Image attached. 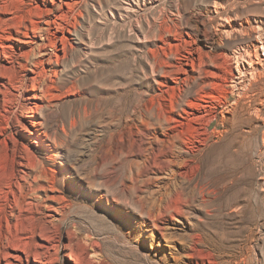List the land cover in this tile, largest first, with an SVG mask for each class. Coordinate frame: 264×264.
Segmentation results:
<instances>
[{
    "label": "rangeland",
    "instance_id": "rangeland-1",
    "mask_svg": "<svg viewBox=\"0 0 264 264\" xmlns=\"http://www.w3.org/2000/svg\"><path fill=\"white\" fill-rule=\"evenodd\" d=\"M126 1L86 0L81 8L84 13L78 33L80 39L74 41L73 48L68 51L62 74L49 82L53 85L55 97L39 100L38 104L27 100L25 95L15 98L9 106V112L12 111L9 125L4 121V136H15L22 145L18 151V164L22 153L44 158L48 150L51 155L55 141L60 151L58 156L53 154V157L58 163L67 158L70 172L63 174L60 185L70 206L65 220L60 223V238L57 237L55 241L58 245L56 249L59 248L62 257V261L57 264H161L160 258L151 251V241L141 244L138 237L129 231L127 227L130 221H127L128 218L122 219L127 214L117 212L116 209L109 210L107 204L99 198L98 189L103 187L100 183L102 176L114 173L110 171L111 166L100 164L93 189L88 188L84 178L79 175L95 166L97 154L102 161L107 151H113L114 154L116 149L122 150V147L128 150L129 129H125V121L120 118L121 104L127 107V113H131L132 107L143 94L147 100H158V92L169 87L168 98L176 99L180 94L176 82L178 80L183 91L181 100L196 97L204 85L209 86L212 82L224 85L221 86L222 91L221 88L218 91L220 100L231 103L241 98L245 101L244 110L236 112V118L227 123L230 128L228 135L233 142L228 138L230 143L226 142V154L222 157L217 153L207 155L208 160L202 173L212 179V201L199 213L201 221L197 231L206 236L204 243L207 242V247L215 251L220 264H264V77L252 83L239 97L237 91L228 90L226 83L231 82V64L222 57L211 65L205 55L208 63L203 65V77L192 80L184 71L191 66L181 62L185 54L198 56L201 52L206 54L209 49L245 51L243 49L246 45L254 41L253 33L234 32L224 38L223 46H208L203 38L202 20H213L214 29L218 30L216 21L220 15H237L240 18L259 15L264 13V0H219L224 7L218 13H207V8L213 6L215 0H155V3L145 7L137 6V10L124 7ZM138 31H150L148 34L156 35V38L140 42ZM158 49L166 57L169 56L171 62L183 65L180 71L174 70L175 74L171 76L174 79L170 75L157 76L164 83L161 89L148 75L150 68L145 58L148 54L154 55ZM9 74L0 73V87L3 91H16L8 81ZM15 102L18 103V109ZM26 102L28 105H25ZM1 104L0 108L4 109V104ZM255 106L256 112H250ZM113 109L115 112H112ZM221 110L220 107L218 111ZM203 113L196 111L195 115ZM75 120L77 122L72 126ZM218 121L213 120L209 132L223 128ZM127 164L122 163L115 170L118 176L116 187L125 178ZM38 194L44 196V193ZM25 200L27 202L23 200L19 209V213H22L18 222L21 237L30 243H48L39 233H31L35 218L40 216L46 219L45 215L49 212L45 198L27 197ZM5 205L8 206L7 203ZM7 208L10 211L9 206ZM12 220L13 223L17 221L16 218ZM69 230L75 233L79 241L75 245L74 258L66 254L70 250L64 246L69 242ZM9 251L18 252L13 248ZM31 260L25 264L37 263L34 257Z\"/></svg>",
    "mask_w": 264,
    "mask_h": 264
},
{
    "label": "bare ground",
    "instance_id": "bare-ground-1",
    "mask_svg": "<svg viewBox=\"0 0 264 264\" xmlns=\"http://www.w3.org/2000/svg\"><path fill=\"white\" fill-rule=\"evenodd\" d=\"M85 1L0 0V73L9 72L8 81L16 89L3 91L0 87V103L5 106L4 109L0 108V264L30 263L32 257L36 264H57L62 261L55 241L61 230L60 223L65 220L70 206L60 185L63 174L70 172L67 158L59 160L58 163L53 157V154L58 156L60 151L55 141L51 155L48 150L45 151L44 158L30 157L22 153L18 164V151L22 145L15 136L6 138L3 127L4 121L9 125L12 118L9 106L15 98L25 95L27 100L38 104L39 100L55 97L53 85L49 82L62 74L68 51L73 48L74 41L80 39L78 33L84 13L81 8ZM152 3H155V0H127L124 7L137 10V6L145 7ZM223 7L221 1L215 0L214 5L207 8V13L221 12ZM216 22L218 30L214 29L213 20H202L203 38L208 46H223L224 38L230 37L234 32L253 33L254 41L246 45L243 49L245 51L209 49L206 54L201 52L198 56L185 54V61L181 62H187L191 66L184 71L192 80L203 77V65L208 63L205 61V55L211 65L222 57L231 64V82L226 83L228 90L237 91L241 97L252 83L264 77V13L245 18L220 15ZM148 33L138 31V41L145 43L151 38H156V35L151 36ZM168 57L159 49L154 51V55L148 54L145 57L150 68L147 73L159 88L164 83L158 75L171 77L175 74L174 70L183 69V65L171 62ZM176 82L180 89L176 99L168 98L170 87L167 86L168 89L160 88L162 91L158 92V100H147L143 94L139 102L132 107L131 113H127V107L121 104L120 118L125 121V129H129L128 150H123V147L122 150L116 149L115 155L113 151H107L106 158L102 161L97 154L95 166L82 171L79 176L84 178L88 188L93 189L100 164L111 166L110 171L114 173L102 176L100 183L104 188L98 189L99 198L107 204L109 210L116 209L117 212L127 214L122 219L128 218L127 221H130L127 227L129 231L138 237L141 244L151 241V251L160 258L161 264H220L215 251L207 247V242L204 243L206 236L197 231L201 221L199 213L209 205L210 200L212 201V179L202 172L208 160L207 155L217 153L222 157L228 151L226 142L230 139V128L227 123L236 118V112L243 109L245 101L241 98L231 103L220 100L218 91L222 83L217 81V84L211 82L208 83L209 86L204 85L202 92L196 97L181 100L182 86L179 80ZM30 86L31 89H28ZM25 105H28V102ZM220 107L222 110L218 111ZM16 108L18 109V103ZM252 110L256 112V106L249 111ZM196 111L205 113L196 116ZM214 119H218L223 128L215 127L213 132H209V126ZM80 120L83 119L80 117ZM76 122L77 120L73 121L72 126ZM121 137L122 140L125 139L124 135ZM122 154L124 158L121 159ZM122 163H128L125 178L121 185L116 187L118 176L115 170ZM38 192L44 193V196ZM27 197H44L46 200L45 206L49 208L46 219L36 217L31 233H39L49 244L30 243L21 237L18 222L22 213H19V209L23 200L27 202ZM13 218L17 220L15 223ZM67 235L69 242L64 246L70 253L66 254L74 258L78 237L72 230L67 231ZM10 248L18 252L12 253ZM51 248L55 250L52 251Z\"/></svg>",
    "mask_w": 264,
    "mask_h": 264
}]
</instances>
